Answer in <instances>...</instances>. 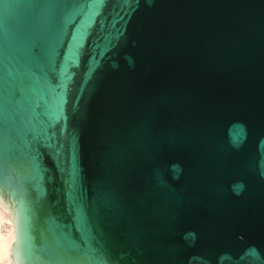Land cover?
<instances>
[{
	"label": "water",
	"instance_id": "water-1",
	"mask_svg": "<svg viewBox=\"0 0 264 264\" xmlns=\"http://www.w3.org/2000/svg\"><path fill=\"white\" fill-rule=\"evenodd\" d=\"M10 264H264V0H0Z\"/></svg>",
	"mask_w": 264,
	"mask_h": 264
},
{
	"label": "bare ground",
	"instance_id": "bare-ground-1",
	"mask_svg": "<svg viewBox=\"0 0 264 264\" xmlns=\"http://www.w3.org/2000/svg\"><path fill=\"white\" fill-rule=\"evenodd\" d=\"M14 241L10 213L0 204V264H10L9 248Z\"/></svg>",
	"mask_w": 264,
	"mask_h": 264
}]
</instances>
